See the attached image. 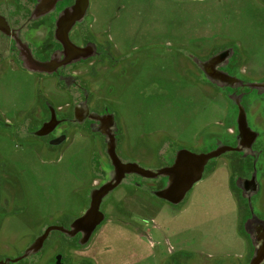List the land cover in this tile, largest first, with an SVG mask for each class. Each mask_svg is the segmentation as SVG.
I'll return each instance as SVG.
<instances>
[{
    "label": "rangeland",
    "instance_id": "1",
    "mask_svg": "<svg viewBox=\"0 0 264 264\" xmlns=\"http://www.w3.org/2000/svg\"><path fill=\"white\" fill-rule=\"evenodd\" d=\"M86 23L118 61L95 79L83 77L100 107L116 118L119 158L126 164L155 171L171 150L204 153L230 126L238 131L228 92L206 84L197 61L229 49L241 78L264 81V0H89ZM42 94L55 107L71 102L54 77L16 68L0 76V108L13 124ZM255 104L258 110L246 120L256 117L248 126L264 141V103ZM107 163L105 145L86 130L72 129L65 143L49 148L0 126V256L15 264H49L57 254L65 264L248 263L251 246L239 227L224 159L179 207L126 177L101 204L105 218L88 244L55 231L41 254L21 258L48 228L69 227L86 212L91 191L111 177L104 173ZM259 170L253 208L264 221V165Z\"/></svg>",
    "mask_w": 264,
    "mask_h": 264
},
{
    "label": "flooded vegetation",
    "instance_id": "2",
    "mask_svg": "<svg viewBox=\"0 0 264 264\" xmlns=\"http://www.w3.org/2000/svg\"><path fill=\"white\" fill-rule=\"evenodd\" d=\"M76 3L77 0H0V18L6 26L0 28V76L9 71L13 72L16 68L36 74L41 79L54 77L61 89L70 92L71 97L70 103L55 107L42 94L37 104L22 115V122L17 124H13L10 115L0 108V126L14 134L41 139L49 148H57L65 143L72 129L86 130L94 136H99L107 152L111 137H114L116 152L120 157L121 135L116 118L108 109L100 107L99 101L91 94L83 77L90 73L95 79L101 72L100 69L108 72L115 68L118 61L111 56L105 44L98 42L91 35V26L86 23L88 8L81 19L74 18L79 15L78 11H73ZM237 59L236 52L232 53V50L228 49L218 57L214 55L195 63L206 84L228 92L227 97L237 110L236 116H231L235 122L238 121L241 106L249 117L253 110H258L256 100H262L264 103V93L248 87V82L241 78L240 68L236 71ZM255 122L256 117L255 121L252 119L248 123L252 126ZM224 149L225 153L213 159L216 163L211 165L213 160L209 161L204 175L207 170L215 168L219 159H224L225 165L232 169V176L235 177L230 181V190L240 207V230L246 235L251 246V257L247 263L249 264L255 241L246 232V225L254 223L253 229L259 228L262 233L259 224L263 220L259 215V219L256 218L253 200L260 192L258 175L261 164L264 165V141L258 133L249 131L242 135L236 129L228 131L226 137L215 136L212 148L204 153ZM178 152L169 151L168 162L156 168L155 172L171 167ZM112 169L110 158L104 173L111 175ZM127 178H131L130 184L143 186L153 195L162 191L169 181L168 176L148 179L132 174ZM147 181H158L159 184L152 188ZM183 201L178 205H171L179 207ZM41 235L42 233L39 237ZM75 238L79 241L81 235ZM48 239L49 237L38 253L41 254ZM62 256L57 254L49 264H65ZM0 264L15 262L0 256Z\"/></svg>",
    "mask_w": 264,
    "mask_h": 264
},
{
    "label": "water",
    "instance_id": "3",
    "mask_svg": "<svg viewBox=\"0 0 264 264\" xmlns=\"http://www.w3.org/2000/svg\"><path fill=\"white\" fill-rule=\"evenodd\" d=\"M88 5L89 0H77L73 11L74 13L78 11L79 15L74 18L81 19L85 10L88 8ZM3 22L4 21L0 18L1 29L6 28ZM247 86L255 89L259 93H264V81L247 84ZM238 124V131L240 134L243 135L251 131L242 106L240 107ZM116 146L115 138L111 137V143L107 152L113 164L111 177L109 180L105 181L103 185L91 191L90 205L86 212L74 220L69 227L55 225L48 228L21 258L27 257L30 254L38 253L45 240L54 231H59L70 239H74L80 234L81 238L78 241V244L82 246L88 244L96 229L104 221L105 217L100 209L103 200L111 191L119 186L128 175L137 174L148 179H156L159 176H168L169 181L167 186L162 191H158L154 194L158 198L163 199L172 205L180 204L186 198L190 190L203 179L204 170L209 161L218 158L226 152L224 149L198 154L187 150H180L177 153L175 163L171 167L155 172L145 170L136 163H123L117 155ZM253 225L254 223L246 225V232L251 236L252 240L255 241L254 253L249 264H264V221H260L259 224L262 233L259 231V228L254 230ZM21 258L17 259V261Z\"/></svg>",
    "mask_w": 264,
    "mask_h": 264
},
{
    "label": "crops",
    "instance_id": "4",
    "mask_svg": "<svg viewBox=\"0 0 264 264\" xmlns=\"http://www.w3.org/2000/svg\"><path fill=\"white\" fill-rule=\"evenodd\" d=\"M230 129H231V126L229 127ZM230 129H228V131L230 130ZM231 179H232V169H230V173H229V175H228V183L230 184V181H231ZM130 182H131V180H130ZM96 185V184H95ZM231 191V190H230ZM232 193V192H231ZM244 259V258H243Z\"/></svg>",
    "mask_w": 264,
    "mask_h": 264
},
{
    "label": "trees",
    "instance_id": "5",
    "mask_svg": "<svg viewBox=\"0 0 264 264\" xmlns=\"http://www.w3.org/2000/svg\"><path fill=\"white\" fill-rule=\"evenodd\" d=\"M209 172H206V174H208Z\"/></svg>",
    "mask_w": 264,
    "mask_h": 264
}]
</instances>
